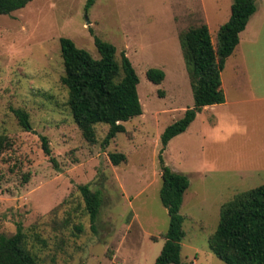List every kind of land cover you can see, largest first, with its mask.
<instances>
[{
  "label": "rangeland",
  "instance_id": "rangeland-1",
  "mask_svg": "<svg viewBox=\"0 0 264 264\" xmlns=\"http://www.w3.org/2000/svg\"><path fill=\"white\" fill-rule=\"evenodd\" d=\"M88 2L33 0L0 16V135L9 142L0 153V236L21 224L39 264H154L170 224L160 199L161 136L195 108L181 36L206 24L215 41L234 0H95L87 9ZM255 14L222 72L226 103L198 112L163 153L190 181L181 209L182 261L189 264H225L208 244L221 207L264 185V0ZM62 38L96 59L95 39L108 42L137 72L143 114L123 123L126 132L108 147V125H96L90 142L73 120ZM152 68L165 72L160 85L147 78ZM13 109L29 114L31 131ZM113 153L126 160L114 165ZM81 185L102 193L94 223Z\"/></svg>",
  "mask_w": 264,
  "mask_h": 264
},
{
  "label": "trees",
  "instance_id": "trees-1",
  "mask_svg": "<svg viewBox=\"0 0 264 264\" xmlns=\"http://www.w3.org/2000/svg\"><path fill=\"white\" fill-rule=\"evenodd\" d=\"M32 1L0 0V16L11 15ZM94 1L89 0L87 9ZM256 11L257 0H234L230 18L220 27L215 41L206 24L192 28L181 36L195 108L187 110L161 136L159 159L163 185L160 199L168 210L170 224L168 231L162 235L166 242L154 264H189L182 261V242L186 233L183 227L185 216L181 214V209L190 181L186 175L176 173L166 165L163 153L171 140L187 131L198 112L205 107L225 104L222 72L240 43V34ZM60 43L65 68L62 83L68 90L73 120L90 142L95 140L96 125H108L109 131L104 140V146L108 147L118 134L126 132L123 123L143 114L137 72L125 53L118 61L116 47L99 38L95 39L99 59L78 48L71 39L62 38ZM147 78L160 85L165 79V72L152 68L147 72ZM13 113L24 130H32L26 111L13 109ZM41 142L44 153L56 167L47 137L41 136ZM8 143V136L0 135V153ZM110 159L117 166L126 160V156L113 153ZM79 190L94 223L102 206V193L93 192L88 185L79 186ZM208 244L225 264H264V185L241 192L222 205L217 230ZM0 264H39L27 247L21 224L14 235L0 236Z\"/></svg>",
  "mask_w": 264,
  "mask_h": 264
},
{
  "label": "crops",
  "instance_id": "crops-1",
  "mask_svg": "<svg viewBox=\"0 0 264 264\" xmlns=\"http://www.w3.org/2000/svg\"><path fill=\"white\" fill-rule=\"evenodd\" d=\"M256 12H257V11H256ZM255 15H256V14H254V15L251 17L250 21H252V19H253V17H254ZM250 21H249V23H248V25H247L245 31H243V32L240 34V43H239L237 49H242V47H243V35H245L246 33H249L248 31H249V29H250L249 27H250V24H251ZM255 34H256V33H255ZM261 35H262V33H261V29H260V32L257 34V36H259V38H260ZM222 85H223V84H222ZM226 101H227V99H226ZM225 103H226V102H225ZM205 109H213V108L205 107Z\"/></svg>",
  "mask_w": 264,
  "mask_h": 264
},
{
  "label": "water",
  "instance_id": "water-1",
  "mask_svg": "<svg viewBox=\"0 0 264 264\" xmlns=\"http://www.w3.org/2000/svg\"><path fill=\"white\" fill-rule=\"evenodd\" d=\"M90 23L88 22V25H89Z\"/></svg>",
  "mask_w": 264,
  "mask_h": 264
}]
</instances>
